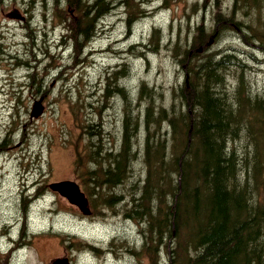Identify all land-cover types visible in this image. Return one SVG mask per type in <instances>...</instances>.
<instances>
[{
    "label": "rangeland",
    "instance_id": "1",
    "mask_svg": "<svg viewBox=\"0 0 264 264\" xmlns=\"http://www.w3.org/2000/svg\"><path fill=\"white\" fill-rule=\"evenodd\" d=\"M66 1L0 0V84L8 64L18 81L22 80L13 91L9 86L13 140L6 141L0 152V264H53L55 259L69 264H142L145 255L140 259L131 256L137 254L132 246L139 248L140 241L148 239L143 235H153V227L138 231L147 220L124 216L129 214L130 202L142 196L141 187L157 191L162 210L175 206V191L172 194L170 187L178 176L170 170L158 172L155 183L148 186L143 181L154 170L144 161L145 154H156L167 168L170 156L179 155L186 143L184 126L175 116L188 121L182 97L191 94L193 78L191 86L184 88L187 74L181 54L192 48L199 29L203 33L221 31L219 40L212 34L215 40L210 52L215 53L202 51L200 59L215 54L229 57L222 62L217 90L232 114L226 146L234 155L229 157L233 177L236 174L237 185L245 193L236 185L233 189L243 195L246 205L264 207V0H249L253 10L233 13V0H127L126 5L125 0H108L113 13L98 21V36L79 55L73 54L69 39L61 38L65 30L53 16L61 7L67 16H74ZM218 13L225 17L219 26L214 20ZM26 64L30 71L34 68L29 79L21 68ZM112 72H118L117 78L106 82ZM142 84L145 92L139 97ZM119 85L124 86V93H117ZM178 88L184 94L176 98ZM40 98L45 110L34 119L30 113ZM126 112L133 136L127 141L135 162L123 182L126 192H121L122 185L114 191L124 198L117 210H104L101 202L88 199L90 215L83 216L59 196L53 200L46 184L77 180L81 171H74L77 153L87 167L93 150L99 153V163L104 161L106 148L122 150L119 143ZM159 113L163 118L154 120ZM165 118L175 124L169 126ZM156 142L167 147L156 149ZM223 163L227 159L213 167L221 168ZM190 165L193 172L196 164ZM168 192L174 199L167 197ZM39 193L44 195L38 197ZM151 206L150 217L158 228L156 202ZM185 209L183 204L181 224L186 223ZM156 237L155 262L145 263L169 264L164 262L175 258L180 241L165 228ZM261 241L264 246V237ZM107 246L114 252L108 256L98 253Z\"/></svg>",
    "mask_w": 264,
    "mask_h": 264
},
{
    "label": "trees",
    "instance_id": "2",
    "mask_svg": "<svg viewBox=\"0 0 264 264\" xmlns=\"http://www.w3.org/2000/svg\"><path fill=\"white\" fill-rule=\"evenodd\" d=\"M56 1L58 2V0ZM80 1L67 0L65 2L66 6L73 9L74 16L72 18L65 14L62 7L59 12L53 13V16L58 19L65 30L61 38L69 39L72 42L71 50L74 55H79L81 50L86 49L90 42L96 39L98 36L95 35L98 21L112 14L110 13L112 7H110L108 0H84L85 3ZM126 1H123L125 5L127 4ZM89 2L91 4L87 5ZM80 5H86V7L80 8ZM232 9V13L235 10L247 12L253 10V6L249 0H233ZM140 12L142 13V11ZM224 18L218 13L214 19L216 25H221ZM130 24H128V27ZM220 33L221 31L203 33L199 29L196 34L197 41L192 45V48L181 54L182 62L186 65L187 74V81L185 80L182 84L184 88L191 86L190 77L193 78L191 94L189 97H182L188 121H183L180 115L175 116L178 124L184 126L182 134L183 137L187 136L186 143L182 146L179 155L175 157V154H172L170 156L172 161L167 168L165 163H159L160 160L156 154L151 156L145 154L144 163L146 167L154 170V175H146L143 181L151 186L155 183L158 172L165 174L170 170V173L177 175L178 182L176 184L174 182V187L173 185L170 187L172 194L175 191V206L171 208L166 206V209L162 210L161 205L163 202L158 199L157 191L154 192L147 187L140 188L142 196L135 197L134 202H130L131 206L127 209L129 214L124 218L128 220H139L141 218L147 220V222L145 221V228H138V231L153 227V235H143L144 238L148 239L145 238V241H140L139 248L136 245L132 246L137 250V254L131 255L135 258L139 257L140 259L145 255L150 263H154L155 244L158 243L156 236H158L161 229L165 228L170 235H174L175 240L180 241V244L177 247L175 246V258L167 259L164 263L264 264V246L261 241L264 237V207L258 208L253 203L252 205H246L243 195L235 192L232 186L240 187L237 185L236 174L233 177L232 165L229 160L231 155L234 157L233 152L226 146L229 141L227 139L231 134L229 118L232 114L228 109V105L223 103L222 98L218 96L220 93L217 90L221 84L217 85L220 82L219 78L224 70L222 62L229 57L217 58L219 55L215 54V56L209 55L200 59L201 55L196 49L201 46L202 51H205V53H215L210 52L214 41L210 46L207 44L212 34H215L216 39L219 40L221 38ZM79 43L82 45L78 46ZM65 47L67 49L68 45ZM215 58L218 60H215ZM117 75L118 72H112L111 77L106 82L115 78V76L117 78ZM179 88L175 91L176 98L184 94V90ZM122 91L124 93L123 87L118 89L117 93L121 94ZM144 92L145 84H142L139 97ZM245 96L246 100L249 101L248 96L246 94ZM148 111L149 108H147V114ZM161 118L163 117L159 113V117L154 120ZM164 120L168 121L169 126L175 124L172 118H165ZM150 124L154 125L152 121ZM146 125H149L148 120ZM123 127L125 131L119 143L122 150L110 147L106 148L104 154L100 151L102 156L105 155L103 163L97 162L99 153L93 150L89 155L87 167L80 163L78 153L74 161V171L81 170L78 174V180L80 181L78 184L84 187L90 200L101 202L100 206L104 210H117L116 207L124 198L115 194L114 191L122 185L121 192H126V185L123 182L126 175L133 172L134 153L133 148L129 147L130 142L127 141L130 136L131 141L133 136L128 127L127 112ZM94 135L98 137V134ZM146 144L148 145V140ZM192 145H195L193 153L191 152ZM262 146L264 147V140ZM163 147L167 146L162 142L155 143L156 149ZM225 151L229 154L228 157H226ZM225 159H227V163L221 164V168L213 167L214 164L225 162ZM190 161L196 164L193 172L191 171L192 165L190 164L192 162ZM205 184L207 187H205ZM163 187L166 188L165 185ZM241 189L243 190V188ZM172 194L169 196V192L166 193L168 198L174 199ZM248 199L250 200V198ZM180 200H183V202H180ZM152 201L156 202L155 213L161 223L158 228L150 217L153 212ZM183 204L186 206L187 215L185 224L180 222V208ZM262 204H264V201ZM141 236L139 234L140 239Z\"/></svg>",
    "mask_w": 264,
    "mask_h": 264
},
{
    "label": "water",
    "instance_id": "3",
    "mask_svg": "<svg viewBox=\"0 0 264 264\" xmlns=\"http://www.w3.org/2000/svg\"><path fill=\"white\" fill-rule=\"evenodd\" d=\"M214 41V36L211 37L209 39V43L207 45H211ZM198 52H201L202 51V47L199 48L197 50ZM41 101L42 99H40L38 101V103L36 102L34 105H33V111L31 112V116L34 117V118H38L39 116L42 115L43 113V107L41 106ZM53 191H58L59 193L60 192H65L64 190L67 189V190H70V195L68 194V200L77 205L79 210L84 214V215H88L89 214V210L87 209V202L86 200L84 199V196L82 193L79 192V188L72 182H68V181H64V182H59V183H54V184H51L49 186ZM71 188V189H70ZM78 193L79 197L76 198L75 194L73 193L74 191ZM67 193V192H66ZM75 196V197H74ZM76 199V200H73V199ZM81 201L83 202L82 205H81ZM60 261H57L56 263H58ZM65 264H67V262L65 261Z\"/></svg>",
    "mask_w": 264,
    "mask_h": 264
},
{
    "label": "flooded vegetation",
    "instance_id": "4",
    "mask_svg": "<svg viewBox=\"0 0 264 264\" xmlns=\"http://www.w3.org/2000/svg\"><path fill=\"white\" fill-rule=\"evenodd\" d=\"M18 67H19V66H18ZM18 67H17V70H18ZM29 67H30V66H29L28 64H26L25 67H22V66H21L22 71L24 72V75L27 76L28 79L30 78V75L32 74L33 69H34V68L31 66V71H30V70H29ZM12 70H13V68H12ZM15 73H16V72L14 71V74H15ZM17 99L20 101V99H21L20 94L17 95ZM40 99L43 100V98H40ZM1 107H6L7 109H12V108H13V103L11 102V103H9L8 105L4 106V103L1 102ZM9 122H10V119H9ZM7 123H8V122H5V119H4V117H3V114H0V128H1V131H0V152L2 151L1 148H2V146L5 144L6 141L13 140V131H12L11 123H10V125H7V126H10V127L8 128L6 135H4V126H5V124H7ZM10 149H11V148L9 147V148L7 149V151L10 150ZM55 182H58V181H55ZM48 185H49V184H46V191H47L48 193H50L51 195H53V196H54V200H55V199L58 197V195H57V193L53 192V191L48 187ZM43 195H44L43 193H39V196H38V197H41V196H43ZM60 199L63 200V198H60ZM112 252H114V251L112 250V247H111V246H107L106 248L100 250L98 253L102 254V256H108V255H110Z\"/></svg>",
    "mask_w": 264,
    "mask_h": 264
},
{
    "label": "bare ground",
    "instance_id": "5",
    "mask_svg": "<svg viewBox=\"0 0 264 264\" xmlns=\"http://www.w3.org/2000/svg\"><path fill=\"white\" fill-rule=\"evenodd\" d=\"M116 12V11H115ZM113 13V12H112ZM224 38V37H223ZM210 46V45H209ZM85 51V50H84ZM227 51V50H226ZM86 53V52H85ZM256 63V62H255ZM232 65V64H231ZM263 66V65H262ZM184 78V77H183ZM146 84V83H145ZM124 87V86H123ZM126 89V88H125ZM138 89V88H137ZM139 89H140V87H139ZM259 92V91H258ZM137 93H138V91H137ZM171 95V94H170ZM129 96H131V95H129ZM137 97V96H136ZM231 97V96H230ZM133 98V97H132ZM130 99H131V97H130ZM134 99V98H133ZM156 101V100H155ZM235 134V133H234ZM241 155V154H240ZM65 192H60V195L61 196H63L66 200H68V194L70 195V191L69 190H67V189H65L64 190ZM67 192V193H66ZM71 196V195H70ZM73 199V198H72ZM73 200H75V199H73ZM55 264H58V263H55Z\"/></svg>",
    "mask_w": 264,
    "mask_h": 264
}]
</instances>
